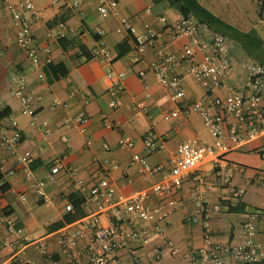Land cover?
Masks as SVG:
<instances>
[{
  "label": "crops",
  "instance_id": "obj_1",
  "mask_svg": "<svg viewBox=\"0 0 264 264\" xmlns=\"http://www.w3.org/2000/svg\"><path fill=\"white\" fill-rule=\"evenodd\" d=\"M19 1L0 0V110L7 108L8 112L0 119V138L13 129L21 134L15 154L0 144V240L13 241L18 236L28 238L29 243L20 254L36 264H44L35 240L43 238L56 250L61 232H72L81 219L96 213L91 190L104 170H107L116 197L146 190L148 197L144 204L154 205L167 198L150 188L163 173L142 176L140 164L132 159L133 155H139L152 166L161 164L168 169L179 143L194 137L211 142V137L198 113L180 111L147 69L148 62L155 57L154 50L146 49L136 60L133 38L122 27V21L127 20L139 32L147 29L160 32L163 22L159 17L173 21L181 15L178 9L165 1L116 0V12L103 15L98 10L100 0H80L77 7L67 6L62 1L31 0L38 17L31 20L30 31L33 42L42 47L38 53L39 65L35 66L15 40L13 13L8 6ZM198 1L235 30L253 32L262 41L244 46L225 34L231 61L227 82L236 89H243L246 62L249 59L264 62V5L260 8L259 0ZM59 22L66 25L62 39L48 35L50 29L59 28ZM98 39L109 49L110 63L94 53L99 46ZM124 42L123 48L129 46L128 51L119 55L118 45ZM185 44L187 39L183 37L166 45V49L180 53ZM109 68L121 77L120 103L113 108L107 104L110 82L106 72ZM141 69L143 75L138 74ZM173 72L182 75L187 100L204 94V87L194 79L188 63L179 64ZM21 79L26 81L21 88L26 101L17 94ZM215 92L223 96L225 88ZM138 101L143 102L146 110L136 106ZM81 114L84 121L77 119ZM230 120L231 116H227L226 121ZM105 121L112 127H106ZM147 132L152 134L156 144L152 152H147L143 144ZM122 136H129L133 146H119ZM252 150L264 153V138L247 141L224 155L234 165L229 183L216 173L209 159L197 168L198 173L213 183L207 193V203L213 210L209 219L211 242H240L241 212L264 211V165L250 166L242 161L244 152ZM26 152L32 157L31 163L18 164L16 156ZM56 158L75 171L76 177L82 180L80 185L65 168H55ZM113 164L117 165L116 169L110 168ZM49 173H54L55 181L45 185V196L40 198L35 192V182ZM193 187L192 176L185 177L173 193L175 209L166 223V234L180 253L204 242L202 224L187 222L195 212ZM239 189H243L241 194L237 193ZM74 193L84 198L81 205L84 215L56 229H48L72 210L67 211L65 205L69 202L67 197ZM20 194L25 197L21 198ZM238 203L243 205L241 211L230 210V206ZM5 216L15 221L16 233L7 230ZM105 220L102 218L103 222ZM255 238L264 242V218L257 220ZM88 240L87 233L78 237L79 247L86 246ZM162 240L158 235L143 243L129 240L107 264H138L135 258L141 264H157L153 247ZM11 252L9 245L1 249L0 264H11ZM162 259L165 264H182L181 258L172 255L168 248L163 249Z\"/></svg>",
  "mask_w": 264,
  "mask_h": 264
},
{
  "label": "built area",
  "instance_id": "obj_2",
  "mask_svg": "<svg viewBox=\"0 0 264 264\" xmlns=\"http://www.w3.org/2000/svg\"><path fill=\"white\" fill-rule=\"evenodd\" d=\"M60 1L70 7H77L80 3V0H52L53 3ZM8 7L13 13L15 40L18 47L26 53L33 65H39L38 53L42 47L33 42L30 31V22L37 19L38 12L31 0H21ZM116 9V0H100L98 10L103 15L115 13ZM159 19L163 22L160 32L151 29L139 32L127 20L122 21V27L133 37L136 60L146 49L154 50L155 57L148 62L147 69L152 71L156 82L167 91L170 100L178 105L180 111L198 113L211 137V142L195 137L182 141L176 147L175 159L168 169L161 164L152 166L139 155H133L132 159L140 164L142 176L163 173L162 178L150 188L154 193L163 194L167 198L161 199L154 205L144 204L148 197L146 190L134 192L129 196L121 194L116 197L107 170H104L91 190V197L97 207L96 213L81 219L72 232H61L57 237L56 250L52 249L43 238L35 240L37 251L45 259L44 264H107L108 259L118 249L126 246L129 240L143 243L153 235L161 236L163 239L153 247L157 264H165L162 259L164 248H168L172 255H178L182 264H264V242L255 238L257 220L264 218V211L241 212L240 242H211L209 219L213 210L207 203V193L213 187V183L209 182L204 174L197 172L199 165L209 159L216 167V173L223 176L225 183H229L233 176L234 165L229 163L224 155L247 141L264 138V62L249 59L245 64L244 88L236 89L227 82L231 61L229 40L225 34L198 22L191 15H180L170 22L166 21L164 16H160ZM58 27L57 30L50 29L48 35L58 39L64 38L65 23L59 22ZM159 37L160 42H158ZM183 37L187 39V44L182 47L180 53L166 49V45ZM97 41L99 46L94 53L103 56L110 63L112 58L109 56V49L104 46L102 39ZM184 62L189 64V71L194 79L205 89L202 96L191 101L186 99L182 75L173 72L176 66ZM138 74L143 75L144 70L141 69ZM106 77L110 82L107 104L112 108L117 107L120 103L118 91L121 88V77L113 68L107 70ZM25 84L26 81L21 79L20 89L17 90L23 101L27 100L21 91ZM221 88H225L223 96L215 92ZM70 93L72 94L73 91ZM86 94L90 96L89 91ZM55 103L59 104L60 101ZM136 106L146 110L141 101H138ZM227 116H231L230 121H226ZM77 119L84 121V115H79ZM104 125L112 127L109 121H105ZM20 137V132L13 129L2 135L0 144L15 154ZM118 144L132 147L133 140L129 136H122ZM143 144L147 152H152L156 148L150 132L145 134ZM16 161L27 166L31 163L32 157L26 152L18 154ZM54 166L58 169L65 168L76 184L82 183V180L76 177L75 171L66 166L60 158L54 160ZM110 168L116 169L117 165L113 164ZM189 175L194 182L195 212L187 222L202 224L204 242L194 249L180 253L166 234V223L175 209L173 193ZM54 181V173L36 180L34 188L37 196L44 197L45 185ZM242 191L243 189H239L237 193L241 194ZM20 197L25 196L20 194ZM65 209L67 211L72 209L70 202L66 203ZM4 218L7 230L16 233L18 229L15 221L6 216ZM102 218L106 219L105 222ZM85 233L88 234V243L84 247H79L78 237ZM28 243L29 239L21 236L13 241L0 240V251L4 246L9 245L12 249L11 264H36L20 254L21 249ZM135 261L141 264L138 258H135Z\"/></svg>",
  "mask_w": 264,
  "mask_h": 264
},
{
  "label": "trees",
  "instance_id": "obj_3",
  "mask_svg": "<svg viewBox=\"0 0 264 264\" xmlns=\"http://www.w3.org/2000/svg\"><path fill=\"white\" fill-rule=\"evenodd\" d=\"M167 2L170 6L175 7L181 13V15H191L198 22L207 24L211 29L215 31H220L229 37L240 42L242 45H247L250 42L257 43L259 41L258 38L255 37V33H242L240 31L235 30L233 27L222 21L219 17L214 15L210 10L205 8L198 0H151L152 3H160ZM264 5V0H259L260 8ZM133 38V37H132ZM124 43H120L118 45L119 55H123L128 51L129 46L123 48ZM8 114L7 108L0 110V119ZM1 179V173H0ZM2 187V186H1ZM67 199L72 205V210L64 215L62 220L54 222L48 227V229H56L62 226L64 223H69L74 221L75 219L82 217L84 215V211L82 210V203L84 198L79 196L78 194H70ZM243 209V205L238 203L234 206H230V210H238L241 211Z\"/></svg>",
  "mask_w": 264,
  "mask_h": 264
},
{
  "label": "rangeland",
  "instance_id": "obj_4",
  "mask_svg": "<svg viewBox=\"0 0 264 264\" xmlns=\"http://www.w3.org/2000/svg\"><path fill=\"white\" fill-rule=\"evenodd\" d=\"M242 161L250 166L264 165V153L246 151L243 154Z\"/></svg>",
  "mask_w": 264,
  "mask_h": 264
}]
</instances>
